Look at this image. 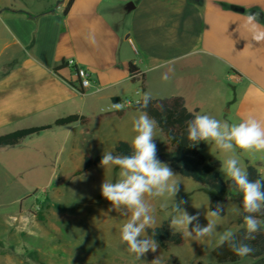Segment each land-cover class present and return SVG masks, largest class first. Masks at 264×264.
<instances>
[{"label": "crops", "instance_id": "1", "mask_svg": "<svg viewBox=\"0 0 264 264\" xmlns=\"http://www.w3.org/2000/svg\"><path fill=\"white\" fill-rule=\"evenodd\" d=\"M69 2L0 0V136L74 114L89 119L0 146L12 171L14 152L60 156L57 136L70 132L77 141L95 122L133 119L140 111L129 106L146 92L154 99L180 96L198 113L209 106L221 122L264 120V41L252 40L246 24L247 14L259 13L264 25V0H73L65 12ZM63 61L68 67L56 73ZM130 62L144 75V90ZM75 66L90 74L84 94ZM33 142L43 145L32 151ZM255 164L264 176V160Z\"/></svg>", "mask_w": 264, "mask_h": 264}, {"label": "rangeland", "instance_id": "2", "mask_svg": "<svg viewBox=\"0 0 264 264\" xmlns=\"http://www.w3.org/2000/svg\"><path fill=\"white\" fill-rule=\"evenodd\" d=\"M206 109L201 114L212 116L210 107ZM132 120L113 121L107 126L95 122L91 133H77V141L70 132L61 134L53 140L62 151L60 156H20L14 152V171L7 167L10 156L1 154L0 264H152L158 258L159 264H217L212 250L218 245L219 235L226 230L236 233L244 227V222L239 224L242 209L237 203L223 202L225 215L219 219L208 217L218 225L212 236L200 241L184 238L182 245H172L168 251L158 247L156 252L149 251L137 260L120 242V228L127 217L109 211L111 204L101 194V184L104 180L114 182L118 169L99 165L76 174L83 167L84 156L75 149L88 150L93 155L112 152L119 139L131 142L135 135ZM154 142L157 155L172 156V149L158 128ZM202 144L200 153L206 160L220 162L227 158L214 144ZM39 145L42 142H33L29 148L35 151ZM236 155L245 169L247 162L257 167L255 163L264 160V156H240L239 150ZM164 163L181 182L175 200L186 201L182 207L190 215L199 212V222L206 226L213 192L175 172L169 162ZM220 167L221 162L217 169L221 178L227 180ZM149 199L156 219L153 228L171 219L173 199ZM164 203L167 207L162 208ZM253 262L242 259L238 264Z\"/></svg>", "mask_w": 264, "mask_h": 264}, {"label": "clouds", "instance_id": "3", "mask_svg": "<svg viewBox=\"0 0 264 264\" xmlns=\"http://www.w3.org/2000/svg\"><path fill=\"white\" fill-rule=\"evenodd\" d=\"M246 24L252 33V40L264 41V25L259 22V13L247 14ZM152 99L151 93H144L138 102L140 109H147ZM114 107L122 108L123 105ZM157 128V121L146 111H140L132 120L135 135L130 142L131 153L114 155L111 151L103 152L100 160V166L104 169H118V178L114 182L104 180L101 184V194L111 204L109 211L115 210L120 216L127 217L120 228V242L127 246V251L137 260H141L149 251L156 252L159 247L157 241L146 234L156 223L149 198H162L165 201L173 199L170 227L178 230L184 238L194 241L215 233L218 226L216 220L208 217L219 219L224 209V205L218 202L214 210H208V222L204 226L199 222V212L190 215L182 207L186 201L175 200L181 182L168 164L157 157L154 142ZM186 131L190 146L203 141L214 144L219 151L227 154V158L220 161V171L242 195L245 232L238 240L233 231H224L218 237V246L227 244L237 256L246 257L254 249L245 241L255 240L256 235L264 230V221L256 215L264 213V176L250 180L248 171L241 167L236 153L238 150L247 153L264 152V120L250 115L239 123H229L208 114L196 113L187 121ZM161 207L165 208L167 204H161ZM152 264H159V258Z\"/></svg>", "mask_w": 264, "mask_h": 264}, {"label": "trees", "instance_id": "4", "mask_svg": "<svg viewBox=\"0 0 264 264\" xmlns=\"http://www.w3.org/2000/svg\"><path fill=\"white\" fill-rule=\"evenodd\" d=\"M73 3L70 0L65 12H67ZM68 64L63 61L54 70L59 73L61 69L67 68ZM130 75L137 82H140L141 90H144V75L140 73L139 68L133 63L129 64ZM81 93H85L82 88H78ZM120 98H114L113 102L117 103ZM141 101V100H139ZM138 101V102H139ZM138 102L132 103L129 108L136 111H146L150 117L157 121L158 129L165 136L168 146L172 149V156L166 157L164 155H157L161 162H169L170 166L175 172L183 177L190 178L193 181L201 184L204 188L211 190V200L209 208L214 210L217 203L220 204L228 200L237 203L242 212L239 218V224L243 223V217L245 213L242 208V195L232 186L228 180H223L218 171L220 162L218 160H206L200 153L202 148V141L195 146H190V142L187 140V121L191 120L194 114L198 113V110L190 111L185 105V101L180 96H173L161 99H152L147 109H140ZM125 112V109L118 110L116 113L121 116ZM77 121L87 123L89 119L85 116L77 114L69 115L55 120L52 124L43 126H36L26 129L16 130L5 135L0 136V146H15L19 144L26 137L38 134L42 131L51 129L53 126H62L71 124ZM114 155H127L131 153L130 143L126 140H119L114 150ZM102 154L93 155L86 153L84 155V164L76 174H82L84 171L89 170L91 167L99 166ZM249 173V179L255 180L261 177V173L255 165L247 162V169ZM225 215L223 209L221 216ZM257 218L264 221V213L256 214ZM170 219L164 221L162 225L147 230V234L150 238H154L159 247L165 251H168L172 245L184 244V237L179 231H174L170 227ZM262 229L264 227L262 226ZM245 232L244 227H240L235 233L236 238L239 240L243 237ZM253 249V253L246 257L237 256L227 244L224 246H216L212 250V254L216 259L217 264H238L242 259H252L253 264H264V230L256 235L255 240L245 241ZM196 264H207L198 262Z\"/></svg>", "mask_w": 264, "mask_h": 264}, {"label": "built area", "instance_id": "5", "mask_svg": "<svg viewBox=\"0 0 264 264\" xmlns=\"http://www.w3.org/2000/svg\"><path fill=\"white\" fill-rule=\"evenodd\" d=\"M74 62H69V65H73ZM75 74L78 78V88H82L85 92L91 87L90 74L87 69L75 66Z\"/></svg>", "mask_w": 264, "mask_h": 264}, {"label": "water", "instance_id": "6", "mask_svg": "<svg viewBox=\"0 0 264 264\" xmlns=\"http://www.w3.org/2000/svg\"><path fill=\"white\" fill-rule=\"evenodd\" d=\"M129 5L134 6L132 3H129Z\"/></svg>", "mask_w": 264, "mask_h": 264}]
</instances>
